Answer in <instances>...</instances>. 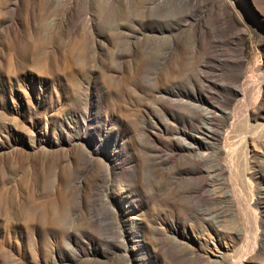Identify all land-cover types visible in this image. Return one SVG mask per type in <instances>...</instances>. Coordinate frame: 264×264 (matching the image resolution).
<instances>
[{
	"label": "rangeland",
	"instance_id": "obj_1",
	"mask_svg": "<svg viewBox=\"0 0 264 264\" xmlns=\"http://www.w3.org/2000/svg\"><path fill=\"white\" fill-rule=\"evenodd\" d=\"M202 1L0 0V264H264V0Z\"/></svg>",
	"mask_w": 264,
	"mask_h": 264
},
{
	"label": "bare ground",
	"instance_id": "obj_2",
	"mask_svg": "<svg viewBox=\"0 0 264 264\" xmlns=\"http://www.w3.org/2000/svg\"><path fill=\"white\" fill-rule=\"evenodd\" d=\"M187 2L191 5V7H193L194 9H196L198 11V15H197L198 18L201 17V16L202 17L203 16H207L210 19L209 21H210L211 26H212L211 28H203V29H201V31L199 33H196L195 31H194V33H192L191 36H192V39L195 42V44L199 45L201 42H211V39H212L213 36L214 37H218V35L220 34V30H219V27H218L219 21L221 20V21H224L225 23L228 22L226 14H225L226 13L225 10L221 6L220 7L217 6V8L215 7L216 8L215 10H214V8L209 9L208 8V4L209 3L208 2H204V1H202V3H200V4H197L196 0H187ZM70 3L71 2H68V4H67V8L66 9H68V10L70 9ZM63 15H65V14H63ZM197 17H195L196 18L195 21L197 20ZM166 61H167V57L166 58L164 57L162 62H161L162 63L161 65H165ZM202 65H204V64H202ZM196 134L197 135H204L205 138H207V139L208 138L211 139L212 137L215 136V135H213L210 132V129H208V128H207V130L204 129V132L202 130H198V132H196ZM196 134H189V137L195 143H198V141H199V145H201L202 140ZM203 143H205V142H203ZM187 147H189V146H187ZM189 148H193V147L190 145ZM89 153L90 152H88V154L84 153L86 155L85 157H86L87 161L85 160V162L81 166L78 165L79 163L77 161V158L75 159V157L72 158L70 156H68V159L66 158L67 159L66 162H67L68 167L70 169V173H71V175L75 176V180H74L75 182H73V183L75 184V186L77 188L78 196H79L78 198L80 199V202L85 196L86 185L90 181L89 179L93 178V174H94L93 173V169L95 168L94 167V162L95 161H93L92 157L89 156ZM163 161H164V159H163ZM167 161L165 163H167ZM106 169L107 170H106V173H105L106 174L105 177H103L104 175L102 176L104 183H106V181H107L106 178H113V179L116 180L115 182H117V181L120 182L122 188L124 189V194H126L128 196L131 195V194L133 195V187L137 183V180H138L137 179L138 178L137 177V174H138V167L137 166L136 167L135 166L131 167V169H129V168H123L121 166L118 167V166L111 165V167L106 166ZM126 171H128V172H126ZM57 174H58V172H57ZM59 176L61 177V174L57 175L58 179L60 178ZM53 177H55V176H53ZM74 184H73V187H74ZM153 184H154L153 185V192L154 193L160 194V192L163 191V189H164L165 193H169V194L171 193L170 191H172V187L171 186L168 187V184L164 185V183H162L160 181L159 182H153ZM170 184H172V182ZM116 189H117V185H116ZM138 191H140V188H138ZM191 192H194V190L191 191ZM196 192H197V189H195V193ZM122 198L123 197H119V201L121 200V202H123ZM137 237L139 238V240H138L139 243H141V241L143 239H145L143 237V235H138ZM136 245H137V243H135V245H134V243H132V245L130 246V249L134 248ZM153 255H155L154 251H152V255L149 256V259H153L154 258ZM215 257L217 259H220V255H216Z\"/></svg>",
	"mask_w": 264,
	"mask_h": 264
}]
</instances>
